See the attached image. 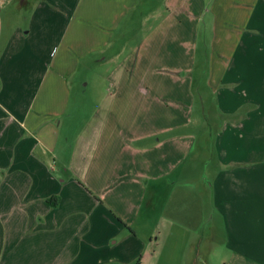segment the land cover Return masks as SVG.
<instances>
[{"label": "crops", "instance_id": "crops-1", "mask_svg": "<svg viewBox=\"0 0 264 264\" xmlns=\"http://www.w3.org/2000/svg\"><path fill=\"white\" fill-rule=\"evenodd\" d=\"M205 12L211 133L191 127ZM95 54L109 93L80 115L67 78ZM221 248L264 264V0H0V264Z\"/></svg>", "mask_w": 264, "mask_h": 264}, {"label": "rangeland", "instance_id": "rangeland-1", "mask_svg": "<svg viewBox=\"0 0 264 264\" xmlns=\"http://www.w3.org/2000/svg\"><path fill=\"white\" fill-rule=\"evenodd\" d=\"M210 14L205 12L204 21L200 24L201 30L197 34L194 42L197 45V52H193V63L195 70V82H197L198 95L194 106V117L191 127H204L206 132L213 131L215 128L222 126V122L226 119L224 116H217L214 110H217V98L219 96L210 93V89L206 88L205 81L208 75V68L211 59V31H210ZM139 34H142V28L138 29ZM135 41V40H134ZM106 55L95 54L90 56V60L81 63L75 74L68 79L69 86L72 88V96L74 102L71 103L72 110L75 113L83 115L88 111L93 110L97 105L98 99L107 94L108 81L106 76L113 71L114 62H103L100 59ZM107 91V92H106ZM109 93V92H108ZM200 100H199V99ZM197 114V115H195ZM79 120H77L78 123ZM206 135L205 137H207ZM206 221V219H205ZM226 258V249H222L217 255L211 252L200 254L199 260L208 261L207 264H219L220 261Z\"/></svg>", "mask_w": 264, "mask_h": 264}, {"label": "trees", "instance_id": "trees-1", "mask_svg": "<svg viewBox=\"0 0 264 264\" xmlns=\"http://www.w3.org/2000/svg\"><path fill=\"white\" fill-rule=\"evenodd\" d=\"M136 264H138V262Z\"/></svg>", "mask_w": 264, "mask_h": 264}]
</instances>
